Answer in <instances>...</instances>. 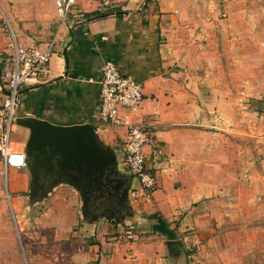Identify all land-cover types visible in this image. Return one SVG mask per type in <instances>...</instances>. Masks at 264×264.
I'll return each mask as SVG.
<instances>
[{
  "label": "crops",
  "instance_id": "0c3cea01",
  "mask_svg": "<svg viewBox=\"0 0 264 264\" xmlns=\"http://www.w3.org/2000/svg\"><path fill=\"white\" fill-rule=\"evenodd\" d=\"M208 1L116 0L108 13L99 14L98 1L86 0L65 21L57 2L51 0L53 12L42 20V27L12 23L0 7V102L6 93L1 75L14 66V46L56 42L46 71L22 86L19 118L36 116L65 126L93 123L100 127L105 144L121 150L124 129L107 126L98 118L104 61L114 60L123 73L143 85L137 120L152 133L145 150L157 184L152 190L137 186L138 195L131 198L132 207L124 217L118 215L111 222L90 215L84 222L94 235L106 222L104 233L135 239L128 243L134 254L123 256L125 264H168L167 256H173L179 246L175 232L187 235L185 243L195 242L198 235L191 236L189 230L213 223L219 205L226 203L224 196L232 192L235 182L244 181L243 147L231 152L229 139L211 130L214 111L226 110L227 103L218 98L213 54L201 41L212 36L214 8H208ZM13 135L15 147L24 148L29 131L17 125ZM4 168L0 155V196L6 186L14 194L30 189L26 168L9 167L3 184ZM143 227H149L151 234L167 235L174 244L167 246L166 240L151 244L155 235H142L148 232ZM104 256L101 264H106Z\"/></svg>",
  "mask_w": 264,
  "mask_h": 264
},
{
  "label": "rangeland",
  "instance_id": "374dc122",
  "mask_svg": "<svg viewBox=\"0 0 264 264\" xmlns=\"http://www.w3.org/2000/svg\"><path fill=\"white\" fill-rule=\"evenodd\" d=\"M211 6L212 36L201 41L213 54L218 98L227 103L226 110L214 111L211 130L229 139L231 152L243 147L245 163L240 173L245 172L244 181L235 182L232 192L224 196L226 203L219 205L220 214L213 223L189 230L191 236L198 235L195 242L185 243L187 235L175 232L178 252L169 254L167 263L264 264V0H209ZM0 7L10 22L40 27L54 9L51 0H0ZM118 166L123 175H129L120 162ZM29 191L14 194L6 186L0 196V264H101L102 254L106 264H125L127 255L134 254L128 243L135 239L119 238L124 233H104L106 222L96 235L85 228L82 198L69 183L60 184L47 203L33 210ZM146 228L142 235H155L150 243L166 240L168 246L167 235L151 234ZM187 250L192 253L187 255ZM178 253L183 254L177 257Z\"/></svg>",
  "mask_w": 264,
  "mask_h": 264
},
{
  "label": "built area",
  "instance_id": "2783aa9c",
  "mask_svg": "<svg viewBox=\"0 0 264 264\" xmlns=\"http://www.w3.org/2000/svg\"><path fill=\"white\" fill-rule=\"evenodd\" d=\"M55 1L62 19L66 21L77 6L86 0ZM97 1L96 9L99 14L108 13L116 2ZM55 44V40H51L46 46H14V66L1 75L6 93L0 102V155L6 170L9 167L27 166L26 153L15 147L12 137L24 100L22 86L46 71L53 57ZM143 99L142 83L123 73L114 60L106 59L100 80L101 108L98 118L107 126L124 129L121 136V164L134 174L142 190H152L157 184V178L148 165L145 150L152 142V133L141 120H137ZM136 189L134 187L132 190L131 198L137 197L139 190Z\"/></svg>",
  "mask_w": 264,
  "mask_h": 264
},
{
  "label": "water",
  "instance_id": "95a60500",
  "mask_svg": "<svg viewBox=\"0 0 264 264\" xmlns=\"http://www.w3.org/2000/svg\"><path fill=\"white\" fill-rule=\"evenodd\" d=\"M17 125L29 131L22 150L26 153V169L31 176L28 193L31 210L41 207L64 183L80 193L82 219L92 215L113 222L117 214L124 217V211L132 207L126 199L127 189L119 202H95L106 197V193L118 195L123 187L120 178L123 172L118 166L121 154L103 142L99 126L93 123L58 125L36 116L18 117ZM127 173L132 182L137 180L130 171ZM123 199L126 202H122ZM93 206L101 208L102 212L95 214ZM173 244L174 240L168 241L169 246Z\"/></svg>",
  "mask_w": 264,
  "mask_h": 264
},
{
  "label": "flooded vegetation",
  "instance_id": "af4514ba",
  "mask_svg": "<svg viewBox=\"0 0 264 264\" xmlns=\"http://www.w3.org/2000/svg\"><path fill=\"white\" fill-rule=\"evenodd\" d=\"M120 178L123 180V187H122L120 193L118 195L116 194L114 196H109V194L106 193V197H101L100 199H98L99 202H119V200H120L119 197H123L124 189H127V198H126L127 202L132 201V199H131V188L133 186V182L130 179V176L129 175H122ZM111 191H112V189H111ZM97 201H95V202H97ZM122 202H126V200L123 199ZM93 211L94 212H102V209L98 208L96 206H93ZM118 215L119 214H117L115 217H117ZM174 252H178L177 249L173 250V253Z\"/></svg>",
  "mask_w": 264,
  "mask_h": 264
},
{
  "label": "trees",
  "instance_id": "16d2710c",
  "mask_svg": "<svg viewBox=\"0 0 264 264\" xmlns=\"http://www.w3.org/2000/svg\"><path fill=\"white\" fill-rule=\"evenodd\" d=\"M157 231H158V230H157ZM171 239H174V237H171ZM191 253H192V250H187V251H186V254H187V255H190Z\"/></svg>",
  "mask_w": 264,
  "mask_h": 264
}]
</instances>
